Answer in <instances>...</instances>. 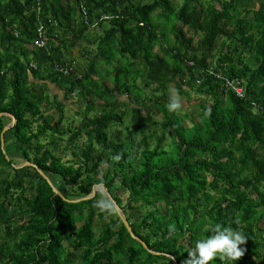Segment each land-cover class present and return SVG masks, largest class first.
I'll return each instance as SVG.
<instances>
[{
    "label": "trees",
    "instance_id": "trees-1",
    "mask_svg": "<svg viewBox=\"0 0 264 264\" xmlns=\"http://www.w3.org/2000/svg\"><path fill=\"white\" fill-rule=\"evenodd\" d=\"M180 1L0 0V264H186L217 223L247 237L236 264H264V0ZM171 84L211 102L191 127L161 102Z\"/></svg>",
    "mask_w": 264,
    "mask_h": 264
},
{
    "label": "clouds",
    "instance_id": "clouds-1",
    "mask_svg": "<svg viewBox=\"0 0 264 264\" xmlns=\"http://www.w3.org/2000/svg\"><path fill=\"white\" fill-rule=\"evenodd\" d=\"M182 103L178 95H173L167 104L169 112H175L181 109ZM96 206L103 210H112L114 205L112 200L107 196H102L96 202ZM174 231V229H173ZM211 235L198 239L193 251H190L189 259L186 264H209L216 258L227 259L236 264L245 252L241 247L247 237L241 232L230 226L220 223L215 224L211 229Z\"/></svg>",
    "mask_w": 264,
    "mask_h": 264
},
{
    "label": "rangeland",
    "instance_id": "rangeland-1",
    "mask_svg": "<svg viewBox=\"0 0 264 264\" xmlns=\"http://www.w3.org/2000/svg\"><path fill=\"white\" fill-rule=\"evenodd\" d=\"M174 3H176V7L178 5H180L181 1L180 0H172ZM94 30V28L92 29ZM95 33H91L90 36H94ZM91 39L90 37H88V40L86 41V44L90 45V42H91ZM194 42H196V38L194 40ZM195 44V43H194ZM228 48L227 46L224 47L222 49V51H226ZM214 54V52H213ZM81 59H78L77 57H75V61H76V65H77V68L80 66H82V62L80 61ZM170 87H168V89L166 90V94L165 96L162 97L161 99V102L162 101H165V104L167 106L169 100H170V97H172L173 95H178L177 92L173 89L172 87V84L169 85ZM51 91L53 93H57L58 95L61 94L60 91L56 88V86H53L52 85V88H51ZM87 97L93 102V105H96L97 107H101L103 105H105V100H101V99H98V98H95V96H93L92 94H86ZM60 96V95H59ZM180 99H181V103H182V107L181 109H179V116H181L182 114H185L187 113L189 115L188 118L184 119L182 124L184 127H191L193 125V122H197L199 120V117L197 115V110H200V108L198 107V100H203V103L208 105L210 104L211 102L208 100V97L206 96H200L199 94L197 93H193V92H190V95L189 96H179ZM62 98V97H60ZM120 99L122 100H126V98L124 96L120 97ZM67 104H68V107L64 108L65 111V117L68 118L69 120H71L72 118L75 119V121L71 120V122H74L73 125L77 126L78 125V121H77V115L75 114L76 111H82L84 109V101L82 99H78L77 96H74L72 98V100H68L67 101ZM120 110H126V103L125 105L124 104H120L119 106ZM145 111H152L153 112V120L155 122H159L162 120V116H161V113L160 112H157L156 110V106L152 105V102L150 101V103H148V105L145 107L144 109ZM89 115H94V112L92 111ZM86 138L84 136L80 137L78 139V143L79 145L81 146L84 142H85ZM59 150L63 151L62 149L64 148V146H66L67 144V141L66 139H64L62 142L59 143ZM150 145H153V142L150 143ZM164 145V148L165 150H169L170 149V138L169 137H166V140L165 142L163 143ZM66 153V159H71L72 158V154H70V151H65ZM16 159V161L20 164L22 162V159L20 157H14ZM100 190H103V188H99ZM125 194L122 195V198H125Z\"/></svg>",
    "mask_w": 264,
    "mask_h": 264
},
{
    "label": "built area",
    "instance_id": "built-area-1",
    "mask_svg": "<svg viewBox=\"0 0 264 264\" xmlns=\"http://www.w3.org/2000/svg\"><path fill=\"white\" fill-rule=\"evenodd\" d=\"M36 3V8L37 10L40 9V0H35ZM102 18H105V16H102ZM93 26V24L91 25ZM37 36L33 40V45L37 48H43L46 47L47 45V39L45 37V30L43 28L42 24H39L36 30ZM76 61L72 60L70 63L65 64V65H57L55 66V70L64 74L68 75L71 74L72 72H76ZM76 74V73H75ZM225 86L232 90L237 96L243 97L244 96V86H243V81L234 78V79H224Z\"/></svg>",
    "mask_w": 264,
    "mask_h": 264
},
{
    "label": "water",
    "instance_id": "water-1",
    "mask_svg": "<svg viewBox=\"0 0 264 264\" xmlns=\"http://www.w3.org/2000/svg\"><path fill=\"white\" fill-rule=\"evenodd\" d=\"M0 115H1V114H0ZM9 116H10V118H11V122H10L7 126H5V127L2 129V132H1V146H2V147H3V145H4L3 133H4V132H5L10 126H12L13 123H14V121H15V119H14V117H13L12 115H9ZM24 164L28 165V164H30V163H29V162H25ZM15 166H16V167H20L21 164H20V165H15ZM41 174H43V173H41ZM43 176H44V175H43ZM44 177H45V176H44ZM96 188H101V189L103 188V190L106 192V190L104 189V187H103L102 185H96V186L93 187L91 193H90L88 196L83 197V198H81V199H86V198H90V197H92V196L94 195V193H95V189H96ZM53 190L55 191V193L59 194V191H57L55 188H54ZM108 197L112 200L113 205H114V208H115L116 211L118 212V214H119V216H120V218H121V220H122L124 226L126 227V229L128 230V232L133 236V234H132V230H131V228H130V226H129V224H128L126 218H125V216L123 215L122 210H121L120 208L117 207L116 203L113 201V199H112L109 195H108ZM138 240H139V239H138Z\"/></svg>",
    "mask_w": 264,
    "mask_h": 264
},
{
    "label": "crops",
    "instance_id": "crops-1",
    "mask_svg": "<svg viewBox=\"0 0 264 264\" xmlns=\"http://www.w3.org/2000/svg\"><path fill=\"white\" fill-rule=\"evenodd\" d=\"M51 88H52V85H51Z\"/></svg>",
    "mask_w": 264,
    "mask_h": 264
}]
</instances>
